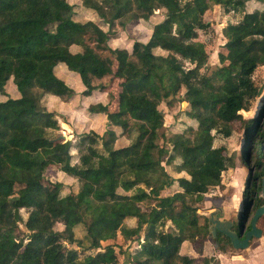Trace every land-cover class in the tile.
Returning <instances> with one entry per match:
<instances>
[{"label": "trees", "instance_id": "obj_1", "mask_svg": "<svg viewBox=\"0 0 264 264\" xmlns=\"http://www.w3.org/2000/svg\"><path fill=\"white\" fill-rule=\"evenodd\" d=\"M80 1L107 31L93 21H74L67 0H0V187H25L28 211V235L20 238V211L0 196V264H120L123 251L107 261L97 251L119 231L139 246L125 264H194L181 246L207 238L226 253L232 248L228 238L212 236L196 205L234 165V157L213 146L215 135L228 136L263 92L253 75L264 66V8L247 12L246 6L264 0ZM214 6L241 18L223 28L220 66L207 73L198 32L210 28L203 16ZM140 20L151 22L145 43L133 42L130 49L111 44L128 23ZM115 82L116 93L109 91ZM93 92L105 93V100L87 111L105 115L107 129L102 136L84 135L72 164L71 143L50 135L60 130L59 117L45 100L74 103ZM180 102L196 127L168 137L159 106ZM258 124L244 126V164ZM120 138L128 145L115 147ZM257 143L256 166L262 152ZM173 161L174 171L187 177L167 173L164 164ZM48 170L75 179L77 191L62 196V183L49 182ZM262 176L254 175L252 192L260 190L255 179ZM174 183L180 191L162 195ZM260 205L257 198L255 208ZM126 220L136 224L121 230ZM57 224L63 229L54 230ZM79 226L84 239L75 238ZM73 245L87 254L80 257ZM210 260L203 264H219Z\"/></svg>", "mask_w": 264, "mask_h": 264}, {"label": "rangeland", "instance_id": "obj_2", "mask_svg": "<svg viewBox=\"0 0 264 264\" xmlns=\"http://www.w3.org/2000/svg\"><path fill=\"white\" fill-rule=\"evenodd\" d=\"M67 2L73 7L75 13L74 21L86 22L93 21L98 24L103 31H107V26L101 22L97 15L85 9L81 5L80 0H67ZM264 5L252 6L247 4L246 11L253 12L255 10H262ZM224 8L220 6H214L211 10L207 11L203 20L210 24V28L206 31L198 32V41L203 43L205 51L208 55V61L202 72L211 73L217 67L220 66L219 53L224 50L226 40L223 37L222 30L227 24L236 23L240 20L241 14H235L233 12L225 13ZM160 15H156L153 21L161 19ZM152 19V18H151ZM151 22L145 21H132L128 23L124 29L119 31V41L111 43L113 46L125 47L130 49L133 42L145 43L151 34ZM54 30V28L52 29ZM111 42V41H110ZM156 54H160V51H155ZM76 79V78H75ZM254 83L263 88L261 96L255 100L252 104V108L248 112H242V119L234 121L230 126V133L228 136L223 133L215 135L213 146L215 148H222L223 154L227 157H234V165L227 167L222 173L221 184L218 187L210 189L205 194L203 202L199 205L197 213L200 217L209 218L213 212H221V218L228 221H234L237 217L238 211L241 208V196L247 187H251L256 173H260L264 166V66L259 67L253 75ZM77 81V80H76ZM70 84L74 86V81ZM109 91L117 92L118 85L115 82ZM89 100L82 97H77V101L74 103H63L59 100H45L46 109L54 112L58 115L60 130L51 132V136H65V139L71 143L70 155L72 156V164L78 162L79 150L81 149V140L84 135H88L93 132L99 136H102L106 131V118L101 116H93L88 113L87 108ZM26 107V106H24ZM159 109L164 113V130L163 132L168 137L174 134L182 133L188 127H196V124L187 118L185 111L188 106L185 102L175 103L172 107H168L165 104H161ZM15 109L13 111H17ZM258 120L259 124L257 132L253 135V139L250 141L247 150V164L243 163L242 159V146L246 144L248 135L244 126L254 120ZM257 142H260V160L258 162L256 146ZM128 145V141L124 138H120L115 147H122ZM99 147H101L99 145ZM177 161L166 165L165 170L174 179L179 177H187L185 173L177 174L174 171V166ZM46 178L49 182H60L63 185L61 195H67L77 191V181L66 174L57 173L54 170H48ZM262 178V177H261ZM260 178L255 179V186L258 187ZM259 182V183H258ZM180 191L177 183H174L169 189L162 192V195H172L175 192ZM123 193L122 191H119ZM26 188L15 184H8L0 187V196L5 198L13 208H18L22 217V222L18 224V229L15 233L20 238H27L28 232L25 229L24 223L28 217V211L26 207V199L24 198ZM259 201L264 205V198L259 197ZM203 219H200L202 222ZM136 224L135 220H126L122 229H128ZM259 227L263 231V236L259 239H253L250 246L244 250H235L229 248L226 253H220L215 250L214 244L210 238H207L204 242L196 241L194 243L184 242L181 246V254L187 255L195 260L194 264H203L204 259H211L210 262L218 260L219 264H264V225L261 221L258 223ZM166 227H171L170 222ZM63 227L57 224L54 228L56 231L62 230ZM75 238L84 239V229L79 226L75 229ZM77 249L80 257L87 254V252L72 246ZM123 251V253L118 252ZM139 250L137 242L125 239L123 231H119L115 240L102 242L101 248L97 251L103 253L102 259L110 260L112 253L118 254L120 264H125L128 260L129 254L133 255ZM92 254L94 251L91 252Z\"/></svg>", "mask_w": 264, "mask_h": 264}, {"label": "water", "instance_id": "obj_3", "mask_svg": "<svg viewBox=\"0 0 264 264\" xmlns=\"http://www.w3.org/2000/svg\"><path fill=\"white\" fill-rule=\"evenodd\" d=\"M58 139H65V136H60ZM243 147V146H242ZM264 147V146H262ZM262 178L260 180V190L258 193V197L264 198V166L262 170ZM253 201L250 202V206L252 205ZM215 213H211L210 217L208 218V222L210 224L209 231L213 237H216L217 233L224 235L228 238L230 245L235 250H244L247 249L250 244V240L259 239L263 236L261 230L257 228L258 220L263 217L264 219V205L260 206L254 213L251 223H250V230L245 234L244 239L241 240L237 233L231 231V227L233 223L231 221H219L218 219L214 218Z\"/></svg>", "mask_w": 264, "mask_h": 264}, {"label": "flooded vegetation", "instance_id": "obj_4", "mask_svg": "<svg viewBox=\"0 0 264 264\" xmlns=\"http://www.w3.org/2000/svg\"><path fill=\"white\" fill-rule=\"evenodd\" d=\"M258 193H259V191L252 192L251 187H247V189L243 192V194L241 196V200H240L241 208L238 211L236 219L234 221L230 220L233 223V226L231 227V231L237 233L241 240L244 239L245 234L250 230V223H251V220H252V217H253L255 211L260 206H262V205H260V206L255 208V206L257 204V198H259ZM251 201H253V203L250 206ZM213 213H215V215H214L215 219H218L219 221L227 220V219L221 218V212L220 211L219 212H213ZM259 221H262V223L264 225L263 217H261L257 222V228L259 230H261V232L263 233L262 229L258 225ZM252 240H250L249 244L251 243Z\"/></svg>", "mask_w": 264, "mask_h": 264}, {"label": "crops", "instance_id": "obj_5", "mask_svg": "<svg viewBox=\"0 0 264 264\" xmlns=\"http://www.w3.org/2000/svg\"><path fill=\"white\" fill-rule=\"evenodd\" d=\"M248 4H251L253 7L254 6H257V5H259L258 3H255V2H250V3H248ZM120 39H118V40H116V41H114V42H118ZM60 68V67H59ZM105 96H106V94L105 93H99V92H93L90 96H88V97H83L84 99H87V100H89V105L90 104H95V103H98V102H103L104 100H105ZM54 100H56V99H54ZM58 100V99H57ZM60 101V100H59ZM64 103V102H63ZM71 103H73V102H71ZM88 105V106H89ZM93 116H101V115H103V114H92ZM105 118H106V116L105 115H103ZM106 123H107V120H106Z\"/></svg>", "mask_w": 264, "mask_h": 264}]
</instances>
